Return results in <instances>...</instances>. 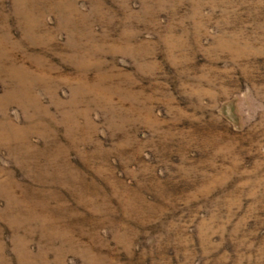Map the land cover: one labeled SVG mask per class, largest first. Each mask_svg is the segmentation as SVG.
I'll use <instances>...</instances> for the list:
<instances>
[{
	"label": "rangeland",
	"instance_id": "obj_1",
	"mask_svg": "<svg viewBox=\"0 0 264 264\" xmlns=\"http://www.w3.org/2000/svg\"><path fill=\"white\" fill-rule=\"evenodd\" d=\"M0 264H264V0H0Z\"/></svg>",
	"mask_w": 264,
	"mask_h": 264
}]
</instances>
